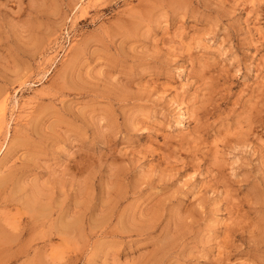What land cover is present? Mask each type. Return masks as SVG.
<instances>
[{"label": "rangeland", "instance_id": "rangeland-1", "mask_svg": "<svg viewBox=\"0 0 264 264\" xmlns=\"http://www.w3.org/2000/svg\"><path fill=\"white\" fill-rule=\"evenodd\" d=\"M0 264H264V0H0Z\"/></svg>", "mask_w": 264, "mask_h": 264}]
</instances>
